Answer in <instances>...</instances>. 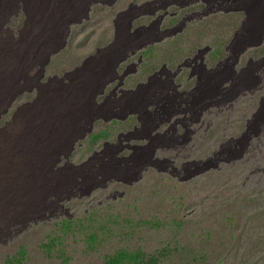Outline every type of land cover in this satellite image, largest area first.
<instances>
[{
  "label": "rangeland",
  "instance_id": "1",
  "mask_svg": "<svg viewBox=\"0 0 264 264\" xmlns=\"http://www.w3.org/2000/svg\"><path fill=\"white\" fill-rule=\"evenodd\" d=\"M95 1L102 0H72L71 10H65L67 12L64 11L60 17L52 9L49 10V18L55 17V32L50 42L40 43L39 58L35 59L31 67L32 73L39 79L32 85L21 81L0 114V132H5L7 128L8 135L17 118L23 112L33 109L35 102L42 98V92L46 90L41 85L57 88L60 92H64V88L57 84V78H63L64 85H71L68 89V120L63 117L58 122L57 140L55 136H44L42 150L33 151L40 155L39 161L26 159L23 150H15L17 156H13L11 164L7 162L3 168L0 154V264H104V257L108 253L106 251L117 248L120 243L131 246L132 250L166 248L175 258H179L180 264L194 263L192 260L196 258V253L203 256L204 251L206 254L202 264H264L262 226L256 230L248 228L245 217L240 225L236 226L235 221L237 214L245 215V206L249 215L254 208H264V124L243 122L246 117L249 118L248 109L235 107V110H225L221 107L219 116L212 117L214 125L220 128L217 127L216 133L207 132L206 125L210 122L207 120L203 126L206 127L201 128L196 138L192 135L186 138L196 143H187L183 150L157 153V158L166 157L170 160L163 166L167 172L159 173L151 169L139 173L137 169L136 175L132 176L133 170L127 171L117 161L116 150H87L88 146L83 143L86 139L81 142L80 139L75 140L72 134L77 130V124L84 119V116L81 120L78 116L84 112L82 100L87 99L88 102L94 93L84 80L82 71L77 74L71 71L75 53L81 43L84 45L81 55L94 50L102 43L100 37L107 34L106 25L102 24L100 16L97 25L92 21L89 26L79 23L87 15L88 9H91V15L95 14L94 11H104L102 5L93 6ZM12 7L7 11L0 31L7 39L20 40L28 27L29 16L23 1L15 2ZM89 30L93 33L86 43L84 33ZM78 40L79 43L76 42ZM171 46L165 45L156 51L171 54ZM50 80L53 81L49 83ZM72 85L79 90H75ZM244 115L247 116L242 118ZM219 117L221 120H218ZM228 120L229 124L225 123ZM240 124L242 129L238 127ZM226 126H229L228 129ZM257 127L260 129L257 130ZM54 141L57 142L56 148L52 146ZM70 145L76 149L70 150ZM26 168H33L35 175V180L28 185L31 188L28 191L30 195L21 181V173ZM174 168H177L178 174L170 173ZM235 197L244 198L237 209L238 199L234 206L230 205ZM158 202L163 206L158 207ZM162 211L170 214L166 215L167 222L163 223L165 227H161L162 232L154 236L147 231L145 234L141 219L144 216L149 218L146 213H155V220L160 224V220L164 219ZM175 212L180 214V219L190 222L188 228L172 220ZM111 214L120 215L119 221H113L120 224L116 226L117 229L126 225L127 221L139 224L134 228L117 231L112 244L107 248L97 242L102 234L91 245L89 233L97 231L101 226L107 227L109 224L105 221H112ZM169 223L173 225L170 227ZM263 223L264 220L260 225ZM176 226L184 227V230L176 232ZM250 240L254 243L251 244ZM248 248L254 250L255 258ZM184 249L186 251L182 252ZM167 261L164 257L162 264H167Z\"/></svg>",
  "mask_w": 264,
  "mask_h": 264
},
{
  "label": "bare ground",
  "instance_id": "2",
  "mask_svg": "<svg viewBox=\"0 0 264 264\" xmlns=\"http://www.w3.org/2000/svg\"><path fill=\"white\" fill-rule=\"evenodd\" d=\"M18 1L25 3L29 22L20 40L7 39L0 31V114L21 81L32 85L39 79L31 67L39 58L40 43L50 42L55 32V17L49 18V10L60 17L72 4V0H0V28L7 11ZM94 5L104 6V11L91 15L88 9L79 23L97 25L100 16L107 34L90 52L81 55L84 45H78L71 70L75 74L82 71L94 91L88 102L82 100L84 112L78 116L84 119L72 134L80 142L86 139L87 150H116L121 155L116 156L117 161L127 171L133 170L132 176L137 169L139 173L151 169L167 172L163 166L170 160L157 158V153L183 150L190 142L187 136L195 137L207 120V132L216 133L218 126L212 117L217 118L223 108H246L249 118L243 122L264 124V0H102ZM89 31L83 32L86 43L93 33ZM165 45H172L171 54L156 51ZM62 79L57 78V84L65 93L41 85L46 91L34 108L17 118L8 135L7 128L0 132L3 168L17 156L15 150H23L26 159L39 161L40 155L33 151L42 150L44 136L59 138L58 122L63 117L68 120L70 107L71 85H64ZM56 145L54 141L52 146ZM170 173L178 174L177 168ZM21 177L30 195L33 168H26Z\"/></svg>",
  "mask_w": 264,
  "mask_h": 264
},
{
  "label": "trees",
  "instance_id": "3",
  "mask_svg": "<svg viewBox=\"0 0 264 264\" xmlns=\"http://www.w3.org/2000/svg\"><path fill=\"white\" fill-rule=\"evenodd\" d=\"M235 198H236L235 200H231L232 202L230 203V205L234 206V204H236L237 199H238L239 204L237 203V205H236V209H237L241 206L240 203L242 201H244V198L243 199L241 197H235ZM161 201L163 203H165L163 198H161ZM147 202H149V201L147 200ZM155 205H154V208H155ZM157 205H158V207L163 206L159 202ZM245 209H246L245 215L241 216L240 214L239 215L237 214V216H236L237 218L235 219V221H237L236 226L240 225L243 222L244 217H245V221L248 225V228L253 227L256 230L257 228L262 226V228L264 230V223L262 225H260L262 220H264V208L263 209L254 208L252 210V212L250 213L251 215H249V212L247 210L248 209L247 206H245ZM220 211H222V210H220ZM146 214H148L149 218H146V216H144L143 219H141V220H143V223H141V224L143 226H145V234H146V231L151 236H154L155 233L156 234L161 233L162 232L161 227H163V228L165 227V225H163V223L167 222V216L166 215H170V214H165V212L162 211L161 214L163 215L162 217H164V219L160 220L161 226L159 224V221L155 220L157 218V215L155 213L154 214L146 213ZM111 215L113 216L112 221H109V220L105 221L106 223L109 224L107 227L101 226L100 228L97 229V231H91L89 233L88 240L90 241L91 245H93L95 243V240L97 237H99V234H102V237L100 239H98L97 242H99L101 247L107 248L112 244L117 231L119 232L122 229H128L131 227L134 228L139 224L138 222L134 223L132 221H127L126 225L117 229L116 226H118L120 224L113 223V221H119L120 215L119 214H115V215L111 214ZM203 218H205V217H203ZM172 220L179 221L180 225L185 226V228H188L187 226H190V222H188V221L185 222L184 220L180 219V214L178 212H175L172 215ZM169 225H170V223H169ZM171 225H173V224L171 223ZM171 225H170V227H171ZM176 228L178 229V230H176V232L184 230L183 229L184 227L181 228V227L176 226ZM146 241H147V239H146ZM250 243L252 244L254 242H252V240H250ZM247 250L252 252L253 257L255 258L254 253H253L254 250H252L251 248H248ZM183 251L185 252L186 249L182 250V252ZM106 252H108V253H106V255L104 257V264H162V260L164 259V257H166L168 259L167 264H180L179 258H175V256L172 253H170L169 251H167L166 248H163V247L155 248L152 251H149L148 249L132 250L131 246L122 245V243H120V246H118L117 248H114V249L109 248ZM204 252H203V256L206 254ZM203 256H201L200 253L199 254L196 253V258H194L192 260L194 263H185V264H202L204 262L203 258H205ZM189 257H191V255H189ZM253 263H256V261H253ZM205 264H208V263H205Z\"/></svg>",
  "mask_w": 264,
  "mask_h": 264
}]
</instances>
